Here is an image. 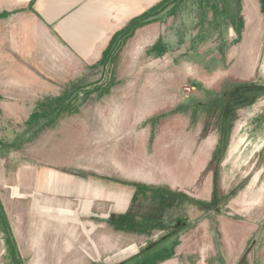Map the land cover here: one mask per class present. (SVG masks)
<instances>
[{"label": "rangeland", "instance_id": "rangeland-1", "mask_svg": "<svg viewBox=\"0 0 264 264\" xmlns=\"http://www.w3.org/2000/svg\"><path fill=\"white\" fill-rule=\"evenodd\" d=\"M185 2L158 13L182 19L192 31L188 40L177 33L139 61L113 57L99 74L1 77L0 264H174L190 219L209 222L215 240L202 264H264V0ZM189 119L193 129L213 119L204 129L220 130L212 199L193 203L190 215L184 172L158 182L153 172L140 178L118 170L137 143L150 163L154 139L170 144L186 136ZM91 190L125 191L128 204L117 208L110 198L89 196ZM79 219L89 233L57 222ZM223 220L256 228L234 262L222 263ZM189 255L176 264H201L199 254Z\"/></svg>", "mask_w": 264, "mask_h": 264}, {"label": "crops", "instance_id": "crops-1", "mask_svg": "<svg viewBox=\"0 0 264 264\" xmlns=\"http://www.w3.org/2000/svg\"><path fill=\"white\" fill-rule=\"evenodd\" d=\"M162 1L164 0H0V83L1 77L6 75L64 76L68 74L69 69L77 70L79 75H82V70L84 73L86 70L97 72L96 74L105 73L108 70V61L113 57L120 61H139L145 58V53L150 47L160 46L162 43V38L167 34V23L168 29L173 28L171 32L168 31L170 37L177 36L176 16H170L167 22L160 18V10L154 11ZM256 8H253L254 18L258 20ZM246 21L248 22V19ZM258 27L256 24L255 28ZM160 55L162 54L153 55L149 60H158ZM13 59L31 61L30 64L35 69L24 67L22 70L14 65ZM7 60H10L8 67L5 63ZM119 67L121 72L123 67ZM236 72L240 76L249 74ZM212 120L202 122V127L198 130L199 128L193 129V119H189L185 123L186 136L176 137L170 144L164 143L166 138L161 140L156 137L152 145L153 159L148 164L141 158L144 146L140 143H137V146L132 145L129 154L124 152L118 170L140 178L145 175V171L153 172L156 173L158 182L165 181L162 178H169L170 172H184V181L181 184L187 194L185 204L186 207L189 206L190 215L193 203H207L212 199L215 171L212 160L219 151L220 140L218 127L215 130L204 129ZM172 130L171 133L176 132L175 128ZM142 138L144 139V132ZM123 149L126 151L130 148L126 145ZM135 154L137 160L129 161L127 156ZM188 155H191L190 160ZM128 162L133 163L132 168L128 166ZM201 171H205V174L201 175ZM257 177L258 174L252 184ZM89 194H93L89 195L92 198H110L115 201L117 208H125L129 199V194L125 191L103 195L101 191L91 190ZM89 196L86 199L93 201ZM118 199H124V205H120ZM69 212L66 214L69 217L77 215H70ZM190 220L192 223H186V227L191 225V232L178 243L174 264L183 253L186 257L190 254V258L199 254L202 264L208 257L207 250L215 245L214 237L208 230L209 222ZM57 222L80 224L86 233L92 230L87 229L80 219L78 222ZM255 230L249 223L221 221L219 231L223 244L222 263L224 258L229 262L237 260ZM65 244L66 247L71 245L70 241ZM72 253L73 249L62 258L67 259Z\"/></svg>", "mask_w": 264, "mask_h": 264}, {"label": "trees", "instance_id": "trees-1", "mask_svg": "<svg viewBox=\"0 0 264 264\" xmlns=\"http://www.w3.org/2000/svg\"><path fill=\"white\" fill-rule=\"evenodd\" d=\"M178 2V4L179 5H183V4H185L186 2H185V0H164V1H162V3H160L155 9H154V11L155 10H160V11H163V10H166L167 8H168V10H169V8H171L170 6L172 5V4H174V3H177ZM149 13V12H148ZM152 13V11H150V14ZM146 16H148V14H146ZM176 18H177V16H176ZM178 20V19H177ZM182 20V19H181ZM178 21V26H177V33H180V32H183L184 33V36H183V38H184V41H187L188 39L186 38V37H188L187 35H189V33H192V31L187 27V25L184 23V22H182V21ZM169 32H171V31H169ZM170 33H167L166 35H165V37L164 38H162V42H164L165 41V39H168L169 37H170V35H169ZM183 35V34H182ZM251 91H257V88L256 89H254V90H251ZM206 120H208V119H206ZM205 120V121H206ZM206 124V123H205Z\"/></svg>", "mask_w": 264, "mask_h": 264}, {"label": "bare ground", "instance_id": "bare-ground-1", "mask_svg": "<svg viewBox=\"0 0 264 264\" xmlns=\"http://www.w3.org/2000/svg\"><path fill=\"white\" fill-rule=\"evenodd\" d=\"M251 18V17H250Z\"/></svg>", "mask_w": 264, "mask_h": 264}]
</instances>
